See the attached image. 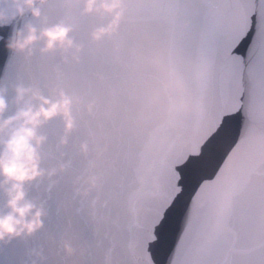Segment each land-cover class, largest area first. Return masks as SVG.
Listing matches in <instances>:
<instances>
[{"label": "water", "instance_id": "water-1", "mask_svg": "<svg viewBox=\"0 0 264 264\" xmlns=\"http://www.w3.org/2000/svg\"><path fill=\"white\" fill-rule=\"evenodd\" d=\"M34 6L38 18L28 9L17 16L12 0H0L11 18L0 27V94L7 104L0 118L23 106L15 99L20 86L30 90L25 100L32 92L70 97L73 124L66 130L57 115L36 129L44 137L37 148L42 172L25 191L43 209L42 226L0 242V264H181L173 241L196 207L193 170L207 158L205 140L219 124L225 96L231 107L239 94L238 58L245 102L232 127H249L258 49L249 51L250 36L237 43L233 0H122L118 26L98 40L92 33L111 16L85 14L84 0H58L63 12L55 14L50 0ZM25 23L38 33L64 24L73 45L42 52L41 39L30 54L10 52L9 36ZM167 89L176 94L161 106ZM201 89L209 107L197 125L191 100ZM232 227L231 264H247L244 250L255 247L258 224L241 212Z\"/></svg>", "mask_w": 264, "mask_h": 264}, {"label": "snow or ice", "instance_id": "snow-or-ice-1", "mask_svg": "<svg viewBox=\"0 0 264 264\" xmlns=\"http://www.w3.org/2000/svg\"><path fill=\"white\" fill-rule=\"evenodd\" d=\"M57 3L58 0H50L51 14L63 12L56 7ZM233 3L239 32L237 43L250 36L249 51L253 45L258 49L255 61L258 79L248 96L249 127L244 133L239 127H232V120L241 113L245 102V65L243 58H238L241 62L239 94L231 107L227 106L229 98L225 96V110L220 113L219 124L205 140L207 158L193 170L195 184L199 185L193 198L196 207L180 239L173 241L182 257L181 264H231L230 256L237 239L232 221L241 212L258 224L255 247L244 250L249 257L247 264H264V0H233ZM175 94L174 89L165 90L159 105L168 104ZM208 107L205 91L201 89L191 100L197 125ZM213 253L219 259L210 261L208 257Z\"/></svg>", "mask_w": 264, "mask_h": 264}, {"label": "clouds", "instance_id": "clouds-1", "mask_svg": "<svg viewBox=\"0 0 264 264\" xmlns=\"http://www.w3.org/2000/svg\"><path fill=\"white\" fill-rule=\"evenodd\" d=\"M44 0H12L16 5L15 13L23 16L25 9L30 11L33 18L40 16L39 8L34 5L43 3ZM122 0H84V13L111 16L110 22L97 28L92 33L93 39H100L105 34L112 32L118 26L121 18ZM10 17L0 11V27L6 26ZM71 28L64 24H54L37 29L30 23H25L22 28L14 29L9 36L6 47L13 53L30 54L31 46L38 40H43L42 52L56 48H70L73 41L68 35ZM29 89L17 86L15 99L23 106L18 107L15 113L7 118H0V192L5 196V209L0 213V242L10 241L22 235H30L42 226L43 209L26 198L25 185L41 175L37 148L44 141L43 136H38L36 129L45 121L61 116L65 121L66 130L71 129V98L63 92L59 98L50 100L32 92L28 99L25 96ZM7 108L4 96L0 94V117Z\"/></svg>", "mask_w": 264, "mask_h": 264}]
</instances>
